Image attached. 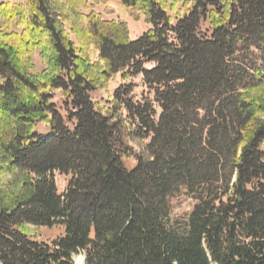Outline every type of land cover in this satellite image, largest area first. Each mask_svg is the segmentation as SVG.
<instances>
[{"label": "trees", "instance_id": "trees-1", "mask_svg": "<svg viewBox=\"0 0 264 264\" xmlns=\"http://www.w3.org/2000/svg\"><path fill=\"white\" fill-rule=\"evenodd\" d=\"M99 4L0 3V264H264V0Z\"/></svg>", "mask_w": 264, "mask_h": 264}, {"label": "rangeland", "instance_id": "rangeland-1", "mask_svg": "<svg viewBox=\"0 0 264 264\" xmlns=\"http://www.w3.org/2000/svg\"><path fill=\"white\" fill-rule=\"evenodd\" d=\"M1 1H3V0H0V3H1ZM120 3H121V0H107V5L106 4H99V5L95 6V10L97 12L103 13L104 17L108 20L115 19V20H123L125 22H128L129 28H130V37H132L133 39L140 38L142 33L145 32L146 30H148L151 26L149 24H147L146 21H144L143 17H142V19L137 20L134 17H132L129 13L125 14L124 11L122 10L121 6H120ZM110 7L114 8L115 13L110 14V15L105 14L106 9L110 8ZM33 58H34V62L36 64V69L42 70L45 67V62L43 61L42 55H40V52L38 50L34 52ZM129 81L130 80H128L127 82H129ZM132 81L139 85L136 92H140L142 90L141 77L134 78ZM118 82H122V79L120 77L116 82L111 83V88L108 91V93L105 90L97 91V92L92 94L93 98L94 99L108 98L109 92L112 93L114 91V89L118 85L117 84ZM55 179L57 180L58 190H59V192L62 193L64 191V189L66 188L67 179L65 176H63L59 173H55ZM174 206L176 207L174 210V215H179V214H182L186 211H189L192 208V202L189 198L182 196L177 201H175ZM61 232H62V228L57 227V226L52 228V229L42 227V228H39V230L37 231V236L41 239H44V240H51L56 235L60 234ZM80 257L81 256H78L76 258L77 262H78V259Z\"/></svg>", "mask_w": 264, "mask_h": 264}, {"label": "bare ground", "instance_id": "bare-ground-1", "mask_svg": "<svg viewBox=\"0 0 264 264\" xmlns=\"http://www.w3.org/2000/svg\"><path fill=\"white\" fill-rule=\"evenodd\" d=\"M78 264H83V257L82 256L78 259Z\"/></svg>", "mask_w": 264, "mask_h": 264}, {"label": "water", "instance_id": "water-1", "mask_svg": "<svg viewBox=\"0 0 264 264\" xmlns=\"http://www.w3.org/2000/svg\"><path fill=\"white\" fill-rule=\"evenodd\" d=\"M83 257V264H85V256H82ZM77 264H78V262H77Z\"/></svg>", "mask_w": 264, "mask_h": 264}]
</instances>
